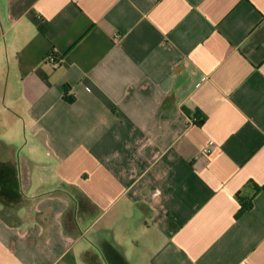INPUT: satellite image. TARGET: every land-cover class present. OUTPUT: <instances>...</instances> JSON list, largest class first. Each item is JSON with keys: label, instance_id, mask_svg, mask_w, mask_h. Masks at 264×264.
<instances>
[{"label": "crops", "instance_id": "crops-1", "mask_svg": "<svg viewBox=\"0 0 264 264\" xmlns=\"http://www.w3.org/2000/svg\"><path fill=\"white\" fill-rule=\"evenodd\" d=\"M0 264H264V0H0Z\"/></svg>", "mask_w": 264, "mask_h": 264}, {"label": "trees", "instance_id": "trees-1", "mask_svg": "<svg viewBox=\"0 0 264 264\" xmlns=\"http://www.w3.org/2000/svg\"><path fill=\"white\" fill-rule=\"evenodd\" d=\"M48 56L53 57L54 58V62L58 63V62L61 61V56L59 54H57V53H54L53 51L51 53H49ZM68 91H69V87L66 86L65 87V92H68ZM64 99L68 100V101L71 100V98L66 97V96L64 97ZM194 118L196 119V122H195L196 125H202L203 118L198 117V115H195ZM240 205L241 206H240V209H239L238 213L236 214V217H239L243 212H245V211H247L248 209L251 208V203L247 202V201H240Z\"/></svg>", "mask_w": 264, "mask_h": 264}, {"label": "built area", "instance_id": "built-area-1", "mask_svg": "<svg viewBox=\"0 0 264 264\" xmlns=\"http://www.w3.org/2000/svg\"><path fill=\"white\" fill-rule=\"evenodd\" d=\"M45 61H47L50 64H57V62H54V58L51 57V56H47L45 58ZM188 122L195 124L196 119L195 118L189 119ZM213 147H214L213 141H208L207 144H206V146L203 148L202 152L204 154H209L211 152V150L213 149Z\"/></svg>", "mask_w": 264, "mask_h": 264}]
</instances>
